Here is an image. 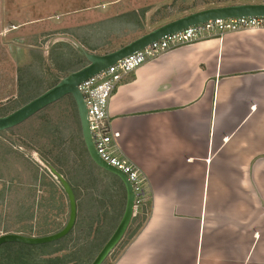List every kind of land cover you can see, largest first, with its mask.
Returning a JSON list of instances; mask_svg holds the SVG:
<instances>
[{"label":"crops","instance_id":"crops-1","mask_svg":"<svg viewBox=\"0 0 264 264\" xmlns=\"http://www.w3.org/2000/svg\"><path fill=\"white\" fill-rule=\"evenodd\" d=\"M108 116L117 154L141 171L151 199L145 223L111 264H264V28L161 53L122 79ZM10 147L1 135L0 235L64 226L69 205L64 214L51 206L59 182L12 161ZM83 162L90 167L88 158ZM92 198L86 203L95 204ZM119 208L84 207L73 236L91 229L88 243L103 246Z\"/></svg>","mask_w":264,"mask_h":264},{"label":"rangeland","instance_id":"rangeland-1","mask_svg":"<svg viewBox=\"0 0 264 264\" xmlns=\"http://www.w3.org/2000/svg\"><path fill=\"white\" fill-rule=\"evenodd\" d=\"M232 1L234 0H201L200 2L196 0H0V107H3L2 111L7 113L20 107L30 94L26 82L38 83V80H40L43 86L46 82L52 80L53 76L58 75L59 71L52 65L54 62H56L57 67L63 68L65 71L76 69L82 62H85L86 59L76 45L78 43L77 38H83L87 45L94 47V51L89 52L104 54L105 51H112L160 24H151L148 18L156 8L162 5H170L174 2L172 6L175 9L178 7L191 8L194 4L203 2L200 4L201 6L198 5V8H202L210 5L221 6ZM242 1L251 0H237L233 4L242 3ZM145 6H149L150 10L146 13L143 28L135 27L122 19H114L119 14L139 10ZM185 10L172 16V20L185 15L188 12ZM167 21L170 20H164L162 23ZM12 24L16 26L14 29H12ZM59 43L68 44L71 50L65 48L64 51L59 50L58 52L57 49L51 51V48ZM79 44L84 49H87L83 44ZM65 50H68L66 52H72V54L74 52L80 54L83 57V61H77L74 56L66 54ZM49 52H51L54 60H50ZM40 56L42 57L41 60ZM27 65L30 67L20 79L18 70ZM45 108L51 115H57L59 118L63 115V119H65V115H70L69 112L72 114L73 105L64 96L43 109ZM42 115L45 116L46 114L43 113ZM43 116H39V120L43 119ZM31 117L34 116L32 115ZM31 117L10 128H14V130L2 131L4 132L2 135L9 139L18 128H28ZM35 123L34 120L33 125ZM74 131L77 138L80 139L77 127H75ZM9 141L17 144V146L20 145L22 149L24 148L17 140L16 135L15 139ZM28 150L31 152L30 157L33 156L32 158L35 159V162H39L38 164L41 168L50 174L48 170L50 165L40 155L30 151V149ZM90 169L92 174L96 176L97 182L106 184L108 189L110 188L109 185H113L110 181L112 175L108 174L109 172H105L96 164L94 166L91 164ZM80 172L82 173V171ZM85 172L87 171L85 170ZM78 173L79 171L76 174ZM60 186L61 184L58 183L57 192L59 195H57L59 198L52 199L51 206L58 214L59 212L64 214L68 212V202ZM111 190L113 189L111 188ZM148 199L149 192L145 197V201ZM118 203L114 202L111 206L119 205ZM63 218H67L66 214ZM60 220L57 223H61ZM90 230L87 229L84 233L88 235ZM95 232L101 231L97 229ZM80 238L79 241L81 242L77 245L80 251H77V249L75 251L77 261L75 264H89V260L93 257L97 247H91L88 241H84L82 233ZM121 242L108 255L104 264H111L119 255L125 242H127V236L122 238ZM51 243L35 244L33 248L19 247L21 245L8 248L9 250L5 248L3 251L6 252V259L3 262L5 264H54L56 261L53 260V257H56V254L57 256L60 255V257L62 255L61 253L50 254L53 245L55 246V244ZM83 251H90L88 261H79L80 258L77 257V254L78 252L82 254ZM70 255H73L72 252H70ZM55 264L60 263L57 262Z\"/></svg>","mask_w":264,"mask_h":264},{"label":"trees","instance_id":"trees-1","mask_svg":"<svg viewBox=\"0 0 264 264\" xmlns=\"http://www.w3.org/2000/svg\"><path fill=\"white\" fill-rule=\"evenodd\" d=\"M196 1L200 2L201 0H196ZM243 2H245V1H243ZM201 3H203V2H201ZM201 3H196L191 8H182V7L180 8V7H178L176 9L172 6V4H174V2H172V4H170V5H162L158 8H156L151 13V15L148 18V21L151 24L160 23L158 25H161V24H163L162 22L164 20H167V19L172 20V16H175V14H177L178 12H183L185 9L188 11L186 14H189L191 12H194V11H197L200 9L209 8V7H216V5L215 6L210 5V6L198 8V5L201 6L200 5ZM225 5H231V4L227 3ZM221 6H223V5H221ZM149 10H150V7L145 6L143 8H140L139 10H133V11H128V12L119 14L114 19H122L127 23H131L135 27L143 28V23L145 22V19H146V13ZM77 40L79 43L86 46V48L89 51H94V47L87 45L83 38L82 39L77 38ZM65 48H69V45L66 43H59L55 47H52L51 51L56 50V49L58 52H59V50L64 51ZM69 49L71 50V48H69ZM66 51H68V50H65L66 54H68L69 56L70 55L74 56L77 61L78 60L83 61V59H82L83 57L80 54H78L76 52H74V54H72V52H66ZM107 52H109V51H105V53H107ZM49 56H51V52H49ZM41 59H42V57L40 58V60ZM51 59L54 60V58L52 56H51L50 60ZM43 64H45V63L43 62ZM86 64H87V62L85 61V62H82L78 68L73 69V70H69V71H65V69L57 67L56 62H54L52 65L57 71H59L58 75L53 76V79L46 82L43 86H42V82L40 80H38L40 83L39 82L38 83H36V82L30 83L31 81L26 82V85H28L27 89H29L28 92H30V94L28 96V99H26V101L23 104H25L29 100L33 99L37 95L41 94L42 92H44L48 88L55 85L62 77L66 76L69 72L77 70ZM29 67L30 66L27 65V66L22 67L18 70L20 79H22V75H24L25 72L27 73V69H29ZM65 98L69 99L72 102V105H73L72 114L69 112L70 115H65V119H63V115L61 118H59L57 115H51V113H49L46 108L41 109L40 111L35 113V115H33L34 117H31L32 119H29L30 122H29L28 128H26V129L15 128L17 130H16V132H14L13 135H11L9 137V140L15 139V135H16L17 140L21 143V145L24 146V148L26 150L30 149V151L36 152L38 155L41 156V158L43 160H45L49 165H51L58 173H60L66 179V181L69 183V185H70V187L74 193L75 199L78 200L77 207L79 208L80 214H79V216L76 220V223H75V227L78 228L82 223L81 210L84 209V207L87 210H92L93 206L112 208L111 204L113 205V202L116 201L117 203L119 202L118 203L119 204L118 207H120L119 209L123 210L124 206H125V201H126V193H125V189H124L122 182L115 175L108 173V174L112 175V177L115 179L116 185L119 188L114 190V188L109 185L110 188L108 189L107 188L108 186L106 184L97 182V179L92 174L90 167L89 168L85 167V163L83 162L84 158H88L89 161L91 162L90 164H92V166H94L95 164L90 159L88 152L85 148L84 142L81 139V137H82L81 136V129H80V123H79V119H78V114H77L75 102H74L71 95H66ZM2 110H3V107H0V116H4V115L8 114L7 112H3ZM43 113H45L46 115L43 116L42 115ZM39 116H43V119L39 120V118H40ZM34 120L36 122L35 125H33ZM75 127H77V132L80 135V139L77 138L76 132L74 131ZM10 130H14V128L10 129ZM2 134H4V132L0 131V136ZM10 143H11V147H10L11 152L15 153L14 158L13 157L11 158L12 161L17 162V163L18 162L21 163L22 161L26 162L28 164V168H29L28 171H30L31 174H34L35 177H37L38 174H41L42 176L48 175V173L44 169H42L41 166L37 162H35V160H33L30 157V155L25 154L26 153L25 150H21V151L19 150L20 145L17 146V144H15L13 142H10ZM85 170L87 172H85ZM98 170H101V169H98ZM77 171H79L78 174H76ZM80 171H82V173ZM117 186H116V188H117ZM111 188L113 190H111ZM116 193H118L117 196H116ZM93 194L95 195V198H97V199L92 198L93 200L96 201V203L95 204H93V202L92 203H86V201L87 202L90 201V197ZM147 194H148V192H147ZM58 195L55 196V194L53 193L51 197L54 200L55 198H59ZM150 209H151V199L149 197V199L147 201H144L141 204L139 211L136 214H134V216L131 218V221H130V223H129V225H128L125 233H124V237L127 236V242H125L124 246H126V244L129 242V240L133 236H135L137 234V232L141 229L142 225L145 223V221H146V219L150 213ZM94 217L95 216L91 215L90 220L88 222L91 223L92 218H94ZM59 224H61V223H59ZM91 226H92V224H90L89 228H91ZM62 228H63V225H59L56 229H52L49 232H47L48 230H37L35 232L36 233L35 236L47 235L46 233H48V234L55 233V232L61 230ZM96 230H97V228H96ZM81 233H82V236H84L83 240L87 241L89 234L86 235V233H84V231L83 232L79 231V234H76L75 236H73L72 230H70V233L64 238L65 240H62L60 242L55 241V242L51 243V244H55V246L53 245L52 251L50 252V254L68 251V253L61 254L62 255L61 257H60V255L57 256V254H56V257H53L54 258L53 260L56 261L55 263L58 262L60 264H68V263L69 264H75L77 262L76 258H75V255H76L75 251H76V249H77V251H80V249L77 247V245L79 242H81V241H79L81 239L80 238ZM88 233H90V232H88ZM100 233L101 232H98V233L95 232L94 233L95 236L93 239L96 240V237H98L100 235ZM23 234H24V236H30L31 230H29ZM121 243L122 242L120 240L119 243L116 245V247L119 246ZM18 245H21L19 247L33 248V245H25V244L23 245L22 243H15V242L2 244L0 246V264H5L3 261L6 259V257H5L6 252H4L3 250L5 248L8 249V248H11L13 246H18ZM89 245L91 247H97V248H95V253H94L93 257L91 258V260H89L91 262L95 256V254L102 248V245H100V246L93 245V244H89ZM70 252H72L73 255L69 256ZM89 252L90 251H87V252L83 251L82 254H80V252H78L77 257L80 258V259L78 258L79 261H85V260L88 261ZM57 258H59V259L56 260ZM106 260H107V258L103 261L102 264H104L106 262Z\"/></svg>","mask_w":264,"mask_h":264},{"label":"water","instance_id":"water-1","mask_svg":"<svg viewBox=\"0 0 264 264\" xmlns=\"http://www.w3.org/2000/svg\"><path fill=\"white\" fill-rule=\"evenodd\" d=\"M264 16V1L259 3H238L231 5H223L216 7H209L200 9L189 14L183 15L176 19L167 21L122 45L121 47L109 51L104 54H97L89 52L84 49L79 43L77 47L87 61L83 67L68 73L62 77L55 85L48 88L41 94L29 100L19 108L12 112L0 116V131L8 130L46 107L47 105L57 101L58 99L71 95L77 109L78 119L80 123L82 140L88 152L90 159L101 169L115 175L122 182L125 193L126 201L121 219L116 226L115 230L99 250L90 264H102L108 255L113 251L123 235L134 216V193L127 176L119 169L109 165L103 161L96 153L94 145L91 140L86 107L83 102V97L78 89V85L88 78L95 76L101 71L105 70L123 57L138 51L148 44L160 39L161 37L180 31L188 26L207 22L215 19H226L235 17H260ZM49 173L61 184L65 192L68 205L69 214L68 219L63 228L55 233L45 236H24L16 233H4L0 235V245L9 242H17L29 245L44 244L55 241L65 236L73 228L76 219V199L74 193L66 181V179L58 173L54 168L49 167Z\"/></svg>","mask_w":264,"mask_h":264},{"label":"built area","instance_id":"built-area-1","mask_svg":"<svg viewBox=\"0 0 264 264\" xmlns=\"http://www.w3.org/2000/svg\"><path fill=\"white\" fill-rule=\"evenodd\" d=\"M263 28L264 16L215 19L188 26L123 57L78 85L86 107L90 136L96 153L103 161L121 170L127 176L134 193V214L139 211L141 204L145 201L146 179L133 163L117 154L115 139L118 133L110 128L108 103L119 83L140 65L168 50L199 39L220 36L226 32Z\"/></svg>","mask_w":264,"mask_h":264},{"label":"flooded vegetation","instance_id":"flooded-vegetation-1","mask_svg":"<svg viewBox=\"0 0 264 264\" xmlns=\"http://www.w3.org/2000/svg\"><path fill=\"white\" fill-rule=\"evenodd\" d=\"M48 169V168H47Z\"/></svg>","mask_w":264,"mask_h":264}]
</instances>
